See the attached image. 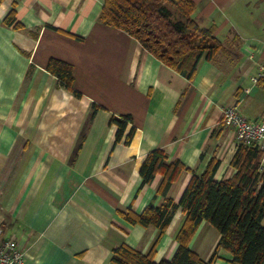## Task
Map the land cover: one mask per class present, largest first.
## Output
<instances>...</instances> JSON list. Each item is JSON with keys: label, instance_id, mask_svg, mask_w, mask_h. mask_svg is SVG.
Listing matches in <instances>:
<instances>
[{"label": "crops", "instance_id": "obj_1", "mask_svg": "<svg viewBox=\"0 0 264 264\" xmlns=\"http://www.w3.org/2000/svg\"><path fill=\"white\" fill-rule=\"evenodd\" d=\"M193 2V17L214 26L223 49L187 79L102 22L103 0H0V231L17 241L25 264H112L122 243L146 254L156 242L154 260L170 259L180 207L158 240L157 228L118 213L163 201L162 175L146 184L139 175L153 148L198 173L214 156L216 179L234 172L237 142L221 112L236 105L264 120V85L249 80L264 63V0ZM11 10L21 26L3 22ZM50 57L73 66L79 96L46 69ZM122 114L132 118L129 143L115 141L109 123ZM191 174L183 169L167 196L178 202ZM213 229L202 220L189 242L203 259L219 238ZM218 253L215 264H232Z\"/></svg>", "mask_w": 264, "mask_h": 264}, {"label": "trees", "instance_id": "obj_2", "mask_svg": "<svg viewBox=\"0 0 264 264\" xmlns=\"http://www.w3.org/2000/svg\"><path fill=\"white\" fill-rule=\"evenodd\" d=\"M193 0H103L102 22L126 31L158 60L187 79L195 75L200 59L212 60L223 49L213 25L201 26L193 17ZM3 22L15 27L14 11ZM46 69L75 95L73 66L50 57ZM264 85L263 82L259 83ZM257 84V85H259ZM97 106H93V111ZM223 120V119H222ZM129 114L111 115L109 123L116 125L115 141L124 138L129 143L134 127H126ZM262 150L256 145L237 143L229 164L231 176L216 179L214 174L220 160L211 157L198 173L187 168L179 159L169 161L160 147L151 149L139 167L141 184L150 183L157 173L162 175L156 194L163 201L155 206L147 204L137 213L130 208L119 215L132 224L151 225L159 230L157 240L166 231L175 210L180 207L184 220L178 229L176 249L170 259L154 260L156 242L148 253L119 244L112 249V264H215L219 250H226L232 264H264V167ZM183 169L192 172L178 202L167 196V191ZM202 220L209 223L219 238L207 259H203L189 242Z\"/></svg>", "mask_w": 264, "mask_h": 264}, {"label": "built area", "instance_id": "obj_3", "mask_svg": "<svg viewBox=\"0 0 264 264\" xmlns=\"http://www.w3.org/2000/svg\"><path fill=\"white\" fill-rule=\"evenodd\" d=\"M248 58L254 60V53L249 52ZM249 80L253 85L264 83V63L257 62L256 68L250 74ZM248 92L249 88H245ZM224 124L234 130L237 143L256 145L262 150L261 163L264 161V120H253L243 116L236 105L222 107ZM0 264H25L24 253L13 238H4L0 231Z\"/></svg>", "mask_w": 264, "mask_h": 264}, {"label": "rangeland", "instance_id": "obj_4", "mask_svg": "<svg viewBox=\"0 0 264 264\" xmlns=\"http://www.w3.org/2000/svg\"><path fill=\"white\" fill-rule=\"evenodd\" d=\"M213 230H215V229H213Z\"/></svg>", "mask_w": 264, "mask_h": 264}]
</instances>
